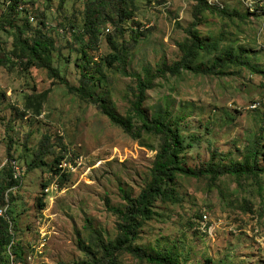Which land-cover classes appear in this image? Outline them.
<instances>
[{
	"label": "rangeland",
	"instance_id": "rangeland-1",
	"mask_svg": "<svg viewBox=\"0 0 264 264\" xmlns=\"http://www.w3.org/2000/svg\"><path fill=\"white\" fill-rule=\"evenodd\" d=\"M60 1L23 0L25 7L16 23L25 24L29 12L38 19L30 20L32 27L41 24V18L46 21L44 30L53 39L50 62L64 82L45 68L0 65V176L11 164L13 175L15 170L22 178L20 187L4 192L1 216L12 223L9 230L24 249L23 264L85 260L76 242L79 238L89 244L87 222L104 238H114L119 219L107 210L105 199L111 206L124 207L120 189L138 195L161 147L159 134L143 132L140 139L130 138L70 89L81 85V42L88 39L82 31V12L90 0ZM207 4L245 19L211 11L198 15L194 29L207 48L193 57V65L206 68L220 55H237L241 50L246 64L225 65L219 75L183 69L177 75L166 73L145 92L142 108L148 118L167 112L169 121L180 120L177 128L184 142L180 158L185 168L203 166L213 152L221 154L225 164L240 162L245 149L258 139L259 163L264 166V0H208ZM195 5L193 0H136L132 20L148 31L131 49L125 72L142 74L147 68L153 73L178 61L182 54L177 45L190 42L184 30L193 20ZM6 15L7 2L0 0L4 25L0 48L18 50L16 30L6 22ZM132 20L123 23V37H114L117 42L130 40ZM106 27L112 23L100 25V39L88 49L87 71L92 79L86 90L125 117L135 81L118 72L117 62H106L113 52ZM27 35L32 36V31H25ZM254 100L260 104L251 109ZM133 122L139 124L135 118ZM45 136L54 151L45 162L62 153V147V154L73 157L65 180L42 168L28 170ZM43 184L47 185L44 195ZM170 185L172 198L155 202L152 218L137 230L134 247L152 254L172 252L185 264H264V244L258 241V234L264 233V175L258 181L226 175L210 187L206 177L176 174ZM11 195L15 201L7 204ZM245 204L250 209H242ZM201 213L209 226L198 229ZM8 252L10 247L7 254L0 252V264H14ZM115 264L148 263L121 252Z\"/></svg>",
	"mask_w": 264,
	"mask_h": 264
},
{
	"label": "trees",
	"instance_id": "trees-1",
	"mask_svg": "<svg viewBox=\"0 0 264 264\" xmlns=\"http://www.w3.org/2000/svg\"><path fill=\"white\" fill-rule=\"evenodd\" d=\"M164 2V0H161ZM196 5L192 14V22L184 30L189 38V43L178 44L182 56L174 62L170 67H160L155 72H150L147 68L143 69L142 74L125 72L127 57L131 49L141 38L146 36L148 30L142 29V25L132 20L133 14L137 7L136 0H90L86 3L82 15L83 34L87 35L88 39L81 43V54L83 55L82 78L79 88L70 87L76 91L81 99H86L94 104L98 111L103 114L108 121L120 128L126 135L132 139H140L143 132L159 134L161 136V147L152 163L150 177L144 188L138 195L132 196L124 189L122 198L125 201L124 207L111 206L109 200L105 199L106 208L109 212L117 215L119 221L117 223V234L112 239H106L102 234L94 229L88 222L87 227L91 230L90 242L86 244L83 240L77 239L76 245L86 259L73 264H115L117 255L121 252H127L140 261L148 264H185L179 263L175 255L171 252H159L152 254L145 249L134 247L133 243L137 237V230L142 226L143 221L152 218V208L158 199L172 198L173 188L171 187L172 178L176 175H184L186 177L199 178L206 177L210 187H216L218 180L226 175L233 176L236 180L241 178L253 179L258 181L261 175H264V166H260L259 157L262 148L260 147L259 139L252 146L245 149L243 159L240 162L225 164L224 157L217 152H213L209 162L199 168H185L181 165L180 152L184 149V142L178 131L179 119L175 121L168 120V113H155L150 118L145 114L142 104L144 102L145 92L152 87L153 81L166 73L177 75L183 70L192 71L194 74H222L221 68L225 65H245L243 60L244 51H240L237 55L223 54L215 59L210 66L201 68L193 65V57L198 52L204 51L207 48L206 41L200 39L195 32L196 21L198 15L206 11L218 13L226 17L236 16V13L228 12L224 7L218 5H208V0H193ZM7 15L6 22L16 30V44L18 50L7 51L5 48H0V65L13 69L17 64L22 68L29 69L30 67H38L48 69L51 77L61 78L60 82H64L59 74V70L52 66L50 62V46L53 43L52 37L46 34L44 30L45 20L41 18V24L32 27L30 19L27 17L26 23L19 25L16 23L17 16L20 15V7L25 4L23 0H6ZM64 0L60 1L62 4ZM239 18L245 19V16L237 15ZM126 20H132V26L128 29L130 32V40H122L117 42L115 36L123 37L124 26ZM111 22L112 27L107 33V43L112 49V53L108 54L106 62L109 65L117 62L118 72L125 76L133 77L134 87L130 88V110L125 117H121L113 113L106 106L105 100L100 96H93L92 92L86 90L91 82L92 77L88 75V68L91 66L88 49L94 48L100 39V25L105 22ZM4 25L0 24V28ZM32 31V36H25V31ZM99 69V67H98ZM87 85V87H86ZM25 113V112H24ZM24 113H22L24 115ZM26 114V113H25ZM136 119L137 123L133 122ZM62 153L64 148H61ZM54 153L51 150L49 138L45 136L33 155V158L28 165V170L42 168L51 173V175L65 180L68 177L67 173H63L58 168V164L65 158V154L58 152L53 156L50 163L45 162L44 158ZM218 157L217 162H214L215 157ZM12 156L8 152V159ZM11 164L7 167L0 176V210L4 204V192L15 187H20V177H13ZM47 188V185H42V192ZM14 196L8 197V203L14 202ZM43 198L38 199V204L41 209L44 207ZM242 209H250L248 205L241 206ZM206 214L201 213L198 229L203 225L208 227V222L204 219ZM207 217V216H206ZM206 223V224H205ZM12 223L0 216V252L4 251L7 254V248L10 247L11 253L8 252L13 259L14 264H23L24 249L19 242L15 241L14 235L11 234L9 228ZM7 259L9 260V257ZM207 262H210L208 260ZM2 264H10L4 261ZM65 264V263H59Z\"/></svg>",
	"mask_w": 264,
	"mask_h": 264
},
{
	"label": "built area",
	"instance_id": "built-area-1",
	"mask_svg": "<svg viewBox=\"0 0 264 264\" xmlns=\"http://www.w3.org/2000/svg\"><path fill=\"white\" fill-rule=\"evenodd\" d=\"M24 5H22L21 7H20V11L22 12V10H24ZM24 12V11H23ZM29 14H30V12H29ZM28 14V18L32 21V20H35V21H38V19L36 18V16H33V15H29ZM107 31L109 30V28H107L106 29ZM253 103H251V106H249V108H251V109H253V108H256L259 104H260V101L258 100V101H252ZM73 158V157H72ZM72 158H71V156L67 153V154H65V158L58 164V168L60 169V171L61 172H63V173H69L70 171H69V169H71V164L73 163V160H72ZM71 164H70V163ZM16 171H17V169H16ZM14 177H15V179L16 178H18L19 177V174H18V171H17V173L15 172V170H14ZM2 215V210H0V216ZM206 216H204V219L206 220ZM203 227H205L204 225L201 227V229L203 228ZM258 232V231H257ZM259 235V239H258V241L260 242V243H263L264 244V233H260V234H258Z\"/></svg>",
	"mask_w": 264,
	"mask_h": 264
}]
</instances>
